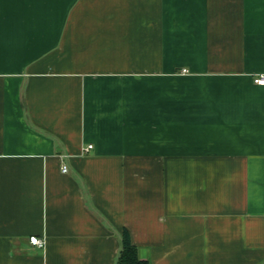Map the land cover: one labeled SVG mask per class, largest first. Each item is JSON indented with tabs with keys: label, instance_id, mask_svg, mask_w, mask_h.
<instances>
[{
	"label": "crops",
	"instance_id": "obj_1",
	"mask_svg": "<svg viewBox=\"0 0 264 264\" xmlns=\"http://www.w3.org/2000/svg\"><path fill=\"white\" fill-rule=\"evenodd\" d=\"M261 74L264 0H0V264H264Z\"/></svg>",
	"mask_w": 264,
	"mask_h": 264
},
{
	"label": "trees",
	"instance_id": "obj_2",
	"mask_svg": "<svg viewBox=\"0 0 264 264\" xmlns=\"http://www.w3.org/2000/svg\"><path fill=\"white\" fill-rule=\"evenodd\" d=\"M122 248L117 264H150L148 260H144L139 255L138 247L132 242L130 233L124 230L122 239Z\"/></svg>",
	"mask_w": 264,
	"mask_h": 264
},
{
	"label": "built area",
	"instance_id": "obj_3",
	"mask_svg": "<svg viewBox=\"0 0 264 264\" xmlns=\"http://www.w3.org/2000/svg\"><path fill=\"white\" fill-rule=\"evenodd\" d=\"M254 82L257 85H264V74L258 75L257 77L254 78ZM92 145H90L88 147L87 150L91 149ZM68 171V167L67 166H63V172H67ZM30 241L32 244L37 245L40 248H44L45 247V240L44 239H40L38 237H31Z\"/></svg>",
	"mask_w": 264,
	"mask_h": 264
}]
</instances>
